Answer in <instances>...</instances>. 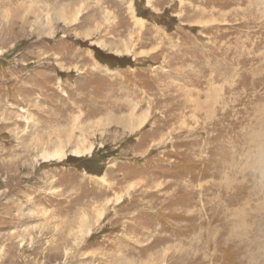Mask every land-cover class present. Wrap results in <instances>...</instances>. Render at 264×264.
<instances>
[{
  "label": "rangeland",
  "instance_id": "obj_1",
  "mask_svg": "<svg viewBox=\"0 0 264 264\" xmlns=\"http://www.w3.org/2000/svg\"><path fill=\"white\" fill-rule=\"evenodd\" d=\"M263 114L264 0H0V264H264Z\"/></svg>",
  "mask_w": 264,
  "mask_h": 264
},
{
  "label": "bare ground",
  "instance_id": "obj_2",
  "mask_svg": "<svg viewBox=\"0 0 264 264\" xmlns=\"http://www.w3.org/2000/svg\"><path fill=\"white\" fill-rule=\"evenodd\" d=\"M139 23V22H138ZM118 107V106H117ZM66 110V109H64ZM100 110V109H99ZM104 110V109H103ZM68 111V110H67ZM63 112V111H62ZM96 112V111H94ZM100 113V112H99ZM263 113V112H262ZM62 116V115H61ZM60 116V117H61ZM64 117V116H63ZM57 119V118H56ZM66 119V118H65ZM52 120V119H51ZM80 120V119H79ZM117 120V119H116ZM53 121V120H52ZM56 121V120H55ZM64 122V121H63ZM75 122V121H74ZM264 122V114H263V117L260 119V124H263ZM59 123V122H57ZM54 124V123H53ZM52 124V125H53ZM76 124V123H75ZM143 124V122L141 123V125ZM259 125V124H258ZM45 126V125H44ZM48 126V125H46ZM61 126V124H60ZM262 126V125H261ZM50 127V126H49ZM48 127V128H49ZM53 127V126H52ZM58 127V126H56ZM76 127V126H75ZM81 127V126H80ZM126 128V127H125ZM82 129V128H81ZM130 129V128H129ZM69 130V129H68ZM83 130V129H82ZM134 130V129H133ZM54 131V130H53ZM85 132V130H83ZM87 131V130H86ZM53 135H54V139H55V147H54V150L51 151V152H48L47 150L44 151L45 155L44 157L42 158L44 160V163L45 162H51V161H63L64 159L67 158V153L70 152V154L72 156H75V157H82L86 154H90L92 152V149L93 147L90 146V147H86L85 144H86V139H85V136L83 137V132L81 131L80 135L75 137V134H74V131L71 130V131H66L65 128H58L57 130H55V133L52 132ZM52 136V135H51ZM49 137V135H48ZM25 139V138H24ZM23 139V140H24ZM88 139V138H87ZM39 141V140H38ZM53 141V140H52ZM51 142V138H49V141L48 143ZM40 145H44V147L47 145V143H44V140L41 139V142L39 143ZM49 145V144H48ZM45 149V148H44ZM43 149V150H44ZM49 149V148H48ZM260 164H259V169L261 171V174H262V178L264 179V158L260 157ZM253 164V163H252ZM251 193V192H250ZM253 194V193H252ZM221 198V197H220ZM230 201V200H229ZM236 202V201H235ZM258 210V209H257ZM262 210V209H261ZM244 216V215H243ZM242 215H240V219L242 220L240 222V225L244 226V223H243V217ZM221 220V219H220ZM243 223V224H242ZM231 225V224H230ZM69 228V227H68ZM237 227H231V232L234 233V235H237V236H241L242 232H240V230H236ZM241 228V227H239ZM229 230V231H230Z\"/></svg>",
  "mask_w": 264,
  "mask_h": 264
}]
</instances>
